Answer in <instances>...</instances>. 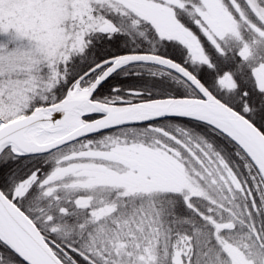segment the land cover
I'll return each instance as SVG.
<instances>
[{"label": "snow or ice", "instance_id": "1", "mask_svg": "<svg viewBox=\"0 0 264 264\" xmlns=\"http://www.w3.org/2000/svg\"><path fill=\"white\" fill-rule=\"evenodd\" d=\"M0 264H264V0H0Z\"/></svg>", "mask_w": 264, "mask_h": 264}]
</instances>
